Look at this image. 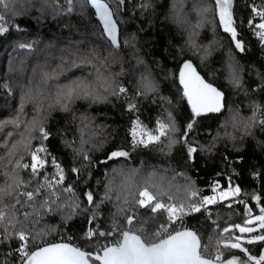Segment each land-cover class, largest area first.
<instances>
[{"label": "trees", "instance_id": "trees-1", "mask_svg": "<svg viewBox=\"0 0 264 264\" xmlns=\"http://www.w3.org/2000/svg\"><path fill=\"white\" fill-rule=\"evenodd\" d=\"M139 3L140 0H126V7L120 14L122 39L134 36V45L122 44V48L116 53V59L109 60L108 66L100 69L104 75L115 77L117 83L128 88V97H135L138 111L127 110L128 100L125 97L108 96L103 102L80 100L72 105L69 112L55 108L47 115L46 127L51 135L46 144L65 165L68 173L66 184L70 183L75 188L80 195L81 207L86 208L88 206L83 202L82 193L91 189L98 197H103L107 180L114 174V169L122 170L130 178V183H127L125 177L117 176L112 199L101 207V214L95 224L105 232L112 229L114 222L120 228L127 227L124 216L117 212L122 197L127 194L126 189L131 183L141 184L149 179L163 186L174 201H180L188 194L189 184L199 189L201 194H207L206 190L211 182L219 179L221 183H225L226 177L231 176L233 182L249 194V204L254 205L252 193L264 196V128L254 126L245 131L244 122L234 127L230 117L233 112H239L244 121H250L254 115V105L264 107V87H261L264 84V42L252 35L244 24L241 33L247 51L240 53L235 49L229 36L223 33L215 21L213 0H152L153 6L148 10L140 9ZM173 3L184 5L186 24L180 25L173 21ZM194 3L206 9L203 16L193 11ZM13 4L14 7L7 12L0 6V12L11 16L12 23L20 28L18 31L16 27H11L4 36H0V80L11 82L14 88L11 94L0 89V122L10 121L21 114L22 97L34 85L33 70L39 71L38 65L47 64L51 71L64 60L70 61L92 49H96L102 57L108 52V45L100 35L91 9H86L84 15L79 12L57 15L52 7L41 10L44 0H31L30 3L21 0L19 5H15L13 0ZM17 7L22 14H14ZM235 11L239 21H245L248 13L246 0H236ZM202 20L203 27L198 31L197 44L203 47L213 40L217 41L213 45L211 56L204 62H201L203 53L189 44L192 26ZM32 41L36 43L30 54L18 48L19 43ZM229 57L242 69V85L239 88L232 86L222 71ZM188 59L197 65L206 79L226 94L222 112L197 118L189 133V139L203 145L205 150L198 151L195 159L190 160L183 143L175 144L170 151L167 141L147 148L139 146L133 149L127 131L137 117L148 127H154L157 119H166L171 112L179 129L175 133L176 139L179 140L183 135L191 113L180 96L176 74L182 62ZM21 61L23 70L10 72L12 66L20 68ZM146 75L156 81L159 92L136 96L140 78ZM78 77L94 81L96 73L92 67L73 69L58 81H52L50 90L54 91V86L58 83L63 84L69 82L70 78ZM257 88L260 90L257 91ZM163 97H167L171 103H165ZM34 116L33 106L25 104L22 118L30 121ZM82 130L83 138L88 141L84 150L88 152L91 162L73 152V148L80 147ZM23 131V125L16 128L10 123L4 124L0 129V166L6 164L8 159L9 149L4 145L7 144L10 148L20 139L19 134ZM9 133H12L11 137ZM65 141L73 142L72 147H67ZM119 148L128 151L130 156L109 160L105 164L108 153ZM72 166L82 168L79 178L70 172ZM253 173H260L261 178L254 179ZM21 175L28 179L27 173ZM4 181L5 178L0 175V185ZM117 196L121 200H117ZM67 211L45 215L38 224L29 223L28 227L43 230L41 243L67 241L88 251L119 238L95 237L86 240L84 231L89 213L81 212L65 221L62 217ZM135 211L139 217L147 220L142 226L136 225L142 229L139 234L143 239L152 240V234L158 226L166 223L163 214L153 217L146 209ZM240 214L242 207H236L233 211L224 205H217L211 218L201 212L186 217L184 223L198 232L203 245L208 244L207 255H211L215 249L209 244V238L214 239L226 224L239 222ZM214 220L218 224L216 229ZM15 246V240L0 244V259H4ZM248 247L253 255L259 256L264 252L262 244ZM225 255L244 258L238 250L226 252ZM9 264H19L18 258L13 255L9 258Z\"/></svg>", "mask_w": 264, "mask_h": 264}, {"label": "snow or ice", "instance_id": "snow-or-ice-1", "mask_svg": "<svg viewBox=\"0 0 264 264\" xmlns=\"http://www.w3.org/2000/svg\"><path fill=\"white\" fill-rule=\"evenodd\" d=\"M24 2L30 3L31 0ZM20 3L21 0H15V5ZM213 5L212 12L216 23L223 33L229 36L235 49L240 53L247 51L241 33L244 24L252 35L264 42V0L259 2L246 0L248 13L245 21H239L235 11L236 0H213ZM0 6L7 12L14 7L13 0H0ZM138 6L142 10H148L153 6L152 0H140ZM47 7H52L57 15H71L73 12L84 15L86 9H91L92 15L96 17L100 35L108 45V52L102 57L96 49H92L70 61L64 60L51 71L48 70L47 64L38 65L39 71L33 70L34 85L29 87L22 97L21 114L10 121L0 122V129L6 123L16 128L24 126L18 141L10 148L7 144L4 145L9 149L8 159L6 164L0 166V175L5 178L4 184L0 185V244L16 241L15 248L6 254L4 259H0V264H9V258L13 255L18 258L19 264H264V253L259 256L253 255L248 247V245H264V196L252 193L251 199L255 203L249 204V194L235 184L231 176L226 177L225 183H221L219 179L211 182L206 190L207 194H201L199 189L189 184L188 194L180 201H174L165 192L163 186L153 183L150 179L141 184L131 183L117 209L118 214L124 216L127 227L120 228L114 222L110 231L99 229L95 222L101 214L102 205L112 199V193L116 190V177H125L127 183H130V178L122 170L114 169V174L107 180L103 197H98L91 189H86L82 193L83 202L88 206L82 208L80 195L70 183L66 184L68 173L65 165L46 144L51 135L46 127L47 115L55 108L69 112L72 105L80 100L103 102L108 96L125 97L128 100L127 110L138 111L134 102L135 97H128V88L117 83L115 77L106 76L100 70L108 66L109 60L116 59V53L122 48V44L133 46L135 37L122 39L120 14L126 7V0H44L41 10ZM192 7L193 11L201 16L206 11L196 3ZM14 14L20 15L22 11L17 7ZM172 14L175 23L180 25L187 23L183 4L173 3ZM11 27L20 30L18 25L12 23L11 16L0 12V34L7 33ZM202 27L203 20L192 26L189 44L203 53L201 62H204L211 56L213 45L217 41L213 40L203 47L198 45L196 37ZM35 43L36 41L22 42L18 44V48L30 54ZM85 67H92L95 70L94 81L84 77L70 78L69 82L58 83L54 86V91L50 90L52 81H58L61 76L73 69ZM22 70L23 61L20 68L10 67V72ZM222 71L232 86L241 87L242 69L232 57L225 62ZM176 81L180 96L191 113L179 140L175 137L179 129L171 112L167 114L166 119H157L154 127H148L137 117L131 123L127 135L133 149L139 146L147 148L167 141L170 151L175 144L183 143L189 159L194 160L195 154L205 149L203 145L192 142L189 133L192 132L197 118L209 113L222 112L224 93L206 79L191 60H186L179 66ZM261 87H264V84ZM0 89L6 90L8 94L14 90L11 82L3 80H0ZM158 92L159 85L150 75L141 76L136 96H147ZM162 99L165 103H171L167 97ZM25 104H31L35 112V116L30 121L22 118ZM230 119L234 127L244 122L245 131L254 126L264 128V107L255 104L254 115L250 121H244L239 112H233ZM8 135L11 137L12 133ZM34 141L38 143L34 144ZM86 143L88 141L83 138L82 130L80 147L73 148V152L77 156H82L85 161L91 162L88 152L84 150ZM65 144L71 148L73 142L65 141ZM129 156L128 151L119 148L108 153L104 163ZM81 171V167L70 168V172L77 178L80 177ZM21 173H27L28 179H25ZM253 178L260 179V173H253ZM117 200H121V197L117 196ZM217 205H224L233 211L236 207H242V214L239 222L226 224L220 228L214 239L209 238V244H212L215 251L207 255L208 244L202 246L198 232L186 226L184 221L185 217L201 212L211 218L212 209ZM135 209H146L153 217L163 214L166 223L158 226L152 234V240L143 239L141 234H138L142 229L136 225L142 226L147 220L139 217ZM65 210H68L62 217L65 221L72 219L78 213H89L84 231L86 240L95 237L118 236L119 238L98 245L92 251L83 250L70 242L41 243L43 230L29 229V223L38 224L45 215H53ZM177 224L178 227H173ZM232 250H238L244 258L225 255Z\"/></svg>", "mask_w": 264, "mask_h": 264}, {"label": "built area", "instance_id": "built-area-1", "mask_svg": "<svg viewBox=\"0 0 264 264\" xmlns=\"http://www.w3.org/2000/svg\"><path fill=\"white\" fill-rule=\"evenodd\" d=\"M257 2H259V0H257ZM0 35H2V34H0ZM215 209H216V207H214L213 209H212V214L214 213V211H215ZM202 213H204V212H202ZM206 214V213H205ZM207 215V214H206ZM186 218V217H185ZM214 222V228L216 229V228H218V224H217V222L214 220L213 221ZM179 225L177 224V225H173V227H178ZM171 230V229H170ZM262 253H264V252H262Z\"/></svg>", "mask_w": 264, "mask_h": 264}, {"label": "water", "instance_id": "water-1", "mask_svg": "<svg viewBox=\"0 0 264 264\" xmlns=\"http://www.w3.org/2000/svg\"><path fill=\"white\" fill-rule=\"evenodd\" d=\"M188 60H191V59H188ZM192 61V60H191ZM193 62V61H192ZM193 64H195L194 62H193ZM196 65V64H195ZM197 66V65H196ZM199 70V69H198ZM200 71V70H199ZM202 74V73H201ZM203 75V74H202ZM216 86V85H215ZM219 88V87H218ZM221 90V89H220ZM221 91H223V90H221ZM223 93H224V91H223ZM225 102H226V94L224 93V107H225ZM139 234V233H138ZM143 238V237H142ZM59 242H62V241H56V243H59ZM63 242H67V241H63ZM71 243V242H70ZM201 244H202V239H201ZM74 245V244H73ZM76 246V245H75Z\"/></svg>", "mask_w": 264, "mask_h": 264}, {"label": "rangeland", "instance_id": "rangeland-1", "mask_svg": "<svg viewBox=\"0 0 264 264\" xmlns=\"http://www.w3.org/2000/svg\"><path fill=\"white\" fill-rule=\"evenodd\" d=\"M6 33H4V34H2L3 36L5 35ZM2 35H0V36H2ZM264 250V249H263Z\"/></svg>", "mask_w": 264, "mask_h": 264}, {"label": "bare ground", "instance_id": "bare-ground-1", "mask_svg": "<svg viewBox=\"0 0 264 264\" xmlns=\"http://www.w3.org/2000/svg\"><path fill=\"white\" fill-rule=\"evenodd\" d=\"M202 246H203V243H202Z\"/></svg>", "mask_w": 264, "mask_h": 264}]
</instances>
